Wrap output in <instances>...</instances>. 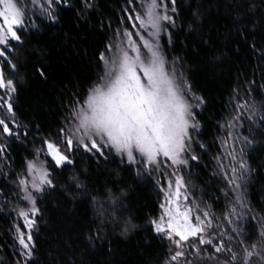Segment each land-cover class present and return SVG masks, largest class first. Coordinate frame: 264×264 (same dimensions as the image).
I'll use <instances>...</instances> for the list:
<instances>
[{
	"label": "snow or ice",
	"instance_id": "snow-or-ice-1",
	"mask_svg": "<svg viewBox=\"0 0 264 264\" xmlns=\"http://www.w3.org/2000/svg\"><path fill=\"white\" fill-rule=\"evenodd\" d=\"M125 3L113 27L112 20L103 17L91 23L96 0H0V177L7 181L0 196H9L5 188L12 194L0 205V213L12 218L5 233L9 243L14 241L16 259L10 264H41L36 236L48 226L42 205L58 190L84 206L85 219L79 245L70 248V254H54L46 264H92L87 254L93 250L113 254V235L128 238L140 231L149 234L146 245L155 238L167 242L163 264H264V207L254 214L248 200L257 171L250 155L264 144V101L257 104L252 97L256 81L249 82L243 96L239 88L233 90L227 119L215 125L223 136L206 144L199 139V115L210 101L192 82L185 57L170 55L183 35L182 51L208 64L222 63L223 52L215 46L209 22L213 10L218 14L223 8L231 21L229 32L246 42L249 32L264 25V0ZM65 10L74 14L76 29L83 26L106 36L111 31V36L103 50L93 53L95 75L90 82L67 93L58 126L40 135L44 129L39 123L21 120L18 102L30 56L39 54L31 64L32 74L48 80L47 51L29 52L25 38L59 26ZM56 40L76 47L71 31L63 30ZM250 48L264 60L257 41ZM79 51L88 55L83 46ZM217 141L211 159L217 165L214 174L223 181L218 191L227 201L219 216L212 204H197L189 186L193 167ZM14 143L33 145L20 174L5 172ZM81 157L104 176L102 182L89 167L77 166ZM129 168L162 197L159 214L145 224L136 222L129 203L132 186L121 183L120 173Z\"/></svg>",
	"mask_w": 264,
	"mask_h": 264
},
{
	"label": "trees",
	"instance_id": "trees-1",
	"mask_svg": "<svg viewBox=\"0 0 264 264\" xmlns=\"http://www.w3.org/2000/svg\"><path fill=\"white\" fill-rule=\"evenodd\" d=\"M96 3L98 8L90 16L91 23L98 24L100 18L103 17L105 20L111 19L113 27L117 26L118 18L123 15L121 8L127 7L125 0H96ZM256 19L259 21L262 17H257ZM209 22L214 26L212 36L215 46L223 52L222 63L218 65L208 64L205 63L203 58L195 57L191 52L182 51L183 45L180 41H183V35L179 37L177 44L170 53V55L173 56L181 55L185 57L186 63L191 66L190 76L192 82L210 101L207 109L202 111L199 115L202 124L199 139L206 144L212 142L219 136H223V131L218 130L215 125L218 120L223 123L224 119H227L231 111L229 97L234 89L239 88L240 95L243 96L244 90L249 87V82L255 80L256 84L254 87L256 91L252 93V97L256 100L257 95L264 93V65L259 55L250 48L252 41L255 40L257 41V47L259 49H264V25L258 24L255 33L249 32L248 39L245 42L239 36L235 35L234 32H229L231 21L229 17L225 15L223 8H221L218 14L213 10V14L209 17ZM251 27V24H249V28ZM74 33L73 42L76 44V47H72L68 54L72 59L73 67H69L66 58L58 50L52 47L46 48L47 58L45 63L49 67L48 80H41L39 76L36 75L37 81L33 96L31 97V109L27 110L26 114L22 112L24 114L23 119L25 123L32 120L41 125L44 132H41L40 135L45 134L49 130H55L58 126L64 114L62 104L68 100L67 93L77 89H83L90 82V78L95 75L93 53L96 52L97 48L103 50V43H106L107 37L111 36V31H108L106 36L105 33L99 31L91 29L85 30L83 26L80 29L74 27ZM166 40L167 37H164L162 43L166 44ZM81 46H83L88 55H84L79 51ZM32 147L33 145L31 144L27 146L16 143L12 144L11 163L13 171L17 174L24 171L25 159H31L29 152ZM217 149L218 141L191 171V177L194 182L201 184L206 189L209 188L213 192H219L218 189L223 186V181L218 175L214 174L217 172V167L215 162L211 159ZM254 154L257 158L254 166L257 170L255 176L259 178L258 173L261 168H264V159L257 156V150H255ZM82 162L78 159L77 166ZM92 166L93 165L90 164L89 167ZM13 179H15V177H13ZM6 183L7 181L3 177H0V188H4ZM146 183L149 188H154V185L151 184L150 181L147 180ZM5 191L9 192V196H0V205L3 204L5 199L12 198L11 189L5 188ZM249 191L256 201L262 203L260 204V208L264 207V187L261 182L257 181L251 184ZM58 197V191L52 192L47 196L42 207L47 209L46 216L48 221L49 218L51 219L50 225L47 227L53 226L57 231H61L60 228H65L66 226H64V222H60L59 219V224H56L58 211H56L57 214H55V216L52 213L53 204L58 202ZM11 222L12 218L6 217L0 213V244L8 245L5 248L9 257V264L12 260L16 259L15 249L12 247L14 241L9 243L10 237L5 234ZM47 227H42L41 231L36 236L40 250L39 259L42 264H46L44 260L47 261L48 258L51 259L54 254H70L68 250L69 246H67L66 243L56 241V238H53L50 234L52 227L49 233ZM66 229L68 230L70 228L67 227ZM44 234H46L45 239L43 238ZM64 238L69 239L65 236ZM152 242L153 243L149 246L155 247V254L151 253L150 247L145 246V250L138 257L142 259L143 264H163L168 246L164 241H160L159 238H155ZM46 248H48L49 253L52 254L51 257L46 254ZM96 257L99 258V256ZM100 257L97 264H108V262L113 264V260L108 259L105 254H102ZM116 264H120L119 260Z\"/></svg>",
	"mask_w": 264,
	"mask_h": 264
},
{
	"label": "rangeland",
	"instance_id": "rangeland-1",
	"mask_svg": "<svg viewBox=\"0 0 264 264\" xmlns=\"http://www.w3.org/2000/svg\"><path fill=\"white\" fill-rule=\"evenodd\" d=\"M138 3H139V0H137V4ZM63 30L71 31L72 36H74L75 34L74 33V23H73V13L70 10L64 11L63 19L59 26H53L50 28L43 29L40 33L30 34V38L29 37L25 38L26 42L29 45V52H31L33 49H39V48L48 49L49 47L50 48L52 47L64 55V57L66 58L68 62L69 67L72 68L73 62H72V59L68 56V54L70 53V50L72 49V46L71 45L63 46L59 41L56 40V37L60 35ZM38 58H39L38 53L37 55H32L29 57V72L26 75L25 81L21 85L20 91H19L18 114L23 121H24L23 115L27 113L26 112L27 110L31 109V97L33 96V93L36 87V81H37L36 75L32 74L31 64L36 63ZM262 64L264 65V60H262ZM262 101H264V93H261L256 96L257 104L261 103ZM256 150H257V156L261 159H264V144H258L256 146ZM254 152L255 151H252L250 155V163L252 164L253 167L255 166L256 159H257ZM41 159H44V158L41 157ZM83 159L84 158L81 157L80 161L82 162ZM225 163H227V161H225ZM9 165L10 166L7 169H5V172L13 171L11 161L9 162ZM85 166L87 167L90 166V162L86 159H84L83 162L78 165V167H85ZM112 167H115V165H112ZM89 168H90V171L92 172L93 177L98 176L101 182L104 180V176L98 173L94 165ZM263 172H264V168H261L258 173L259 178H256L255 173H254L252 184H254L257 181H260L262 186L264 187V173ZM120 177H121V183L123 185L132 186L133 190L130 192L129 203L131 204L133 213L138 218L136 221L137 223L145 224L148 218L154 217L159 214L160 209L158 205L162 197L158 195V191L155 186L154 188L153 187L149 188V186L146 183L147 180H138L134 176L130 168L128 170L122 171L120 173ZM189 186H190V189L196 192V203L197 204H200V206L203 207L205 203H210L212 204V208L216 212V215L217 216L221 215V212L224 208V205L227 203V201L225 200L223 196H221L220 192H216V191L213 192L209 188L206 189L201 184L194 182L191 176H190ZM249 189L250 187L248 188V200L254 209V214H260L261 212L260 204L262 203L255 200V198L250 194ZM58 192H59L58 202L53 204L54 207H53L52 213L54 214V216L55 214L58 213V216H56L57 218L56 224H59L58 223V219H59L60 222L62 223L64 222V226L66 227L60 228L61 231H57V229H55L53 226H51L52 228L47 227L48 233L51 231L50 232L51 236L53 238H56V241H59L60 243H66V245L69 246V249L70 247L76 248L77 245H79L80 243L79 235L82 230L84 219H85L84 206L82 204H73L72 202L69 201L68 198H66L63 195L62 192H60L59 190ZM217 196H220L221 200L219 199V201H216ZM13 203H15V200H13ZM56 211L58 212L56 213ZM50 221L51 219L49 218L48 225H50L49 224ZM17 222H20L18 218H17ZM67 227H69L70 229L67 230L66 229ZM148 235L149 234L143 231L133 234L132 236L128 238H122L118 234L113 235L111 238L112 240L111 247L113 249V254L111 256L107 254L106 250H99V251L93 250L87 254L88 259H90L92 263L97 264L101 258L100 256L102 254L103 255L105 254V256L108 257V259L113 260L112 261L113 264H116L118 260L120 264H143L142 259H140L138 256L141 253H143V251L145 250V246L150 247L151 253L155 254V247L146 245L144 243V240L146 236ZM64 236L68 237L69 239L64 238ZM43 238L44 239L46 238V234L43 235ZM164 242L168 246L167 242L166 241ZM46 254H48L49 257L52 256V254L49 253L48 248H46ZM96 256H99V258H97ZM0 258H2L0 259V264H9L8 253L6 252V248L2 244H0ZM44 262L46 261L44 260Z\"/></svg>",
	"mask_w": 264,
	"mask_h": 264
}]
</instances>
